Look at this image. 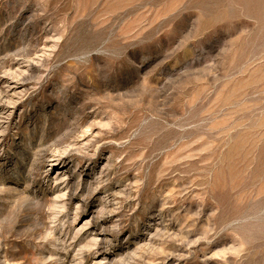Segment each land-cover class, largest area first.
Here are the masks:
<instances>
[{"label":"rangeland","instance_id":"rangeland-1","mask_svg":"<svg viewBox=\"0 0 264 264\" xmlns=\"http://www.w3.org/2000/svg\"><path fill=\"white\" fill-rule=\"evenodd\" d=\"M0 264H264V0H0Z\"/></svg>","mask_w":264,"mask_h":264}]
</instances>
